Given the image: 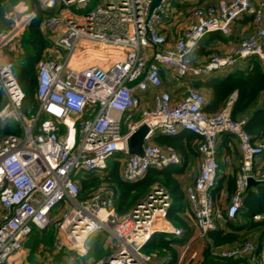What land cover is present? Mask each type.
Returning a JSON list of instances; mask_svg holds the SVG:
<instances>
[{
	"label": "built area",
	"instance_id": "1",
	"mask_svg": "<svg viewBox=\"0 0 264 264\" xmlns=\"http://www.w3.org/2000/svg\"><path fill=\"white\" fill-rule=\"evenodd\" d=\"M38 1L53 13L46 26L56 38L37 65L39 109L30 119L22 111L25 92L15 75L17 59L0 63V98L6 100L0 121L15 122L22 130L21 135L0 140V264H26L24 245L34 229L44 231L53 223L54 255L75 252L67 264H84L88 241L101 232L115 240L114 251L95 264H153L154 257L144 252L153 236H183V230L168 219L173 201L167 192L155 187L146 200L120 215L115 193L104 183L81 202L77 177L103 175L108 162L119 154L124 155L122 178L131 184L143 180L150 170L179 167L181 159L174 149L154 143L157 135L190 132L200 137V173L185 192L186 215L195 220L201 239L224 220L214 196L222 174L217 150L222 135L234 138L240 170L227 209L233 217L241 208L248 180L264 182V170L256 167L264 156V142H252L244 128L246 119L232 118L234 96L223 111L207 115L206 97L185 82L233 69L253 57L264 65V3L222 0L192 9L188 26L170 44L159 28L174 0H163L151 17L152 0H103L86 15L70 9L92 0ZM246 16L253 18L254 25L248 37L203 64L195 63L194 52L204 38L213 33L230 36L236 22ZM34 17L24 2L6 12L4 20L10 27L0 32V56L5 50L16 57L22 52L21 37ZM162 68L174 85L185 89L182 99L174 101L165 88ZM150 91L154 92L151 110L142 107L140 98ZM144 125L148 128L144 155H132L128 141ZM223 162L229 165L231 160L224 157ZM221 199H228L225 191ZM59 208L61 213L53 217ZM214 256L232 260L250 256L253 264H264V241L258 252L247 242L221 248ZM42 263L52 264L47 259Z\"/></svg>",
	"mask_w": 264,
	"mask_h": 264
},
{
	"label": "trees",
	"instance_id": "2",
	"mask_svg": "<svg viewBox=\"0 0 264 264\" xmlns=\"http://www.w3.org/2000/svg\"><path fill=\"white\" fill-rule=\"evenodd\" d=\"M7 2L9 3V11L17 4L24 2L29 7V11L35 15L21 37L20 46L22 52L17 56L15 64L16 78L25 92V101L22 109L23 115L25 118L30 119L33 115H36L39 109L36 82L37 65L39 61L44 59L47 50L52 46L48 34L43 30V26L47 22L48 17L53 15V13L46 11L38 0H7ZM214 4V0H200L196 4H193V2L185 3L184 5L176 3V7L180 11H185L184 13L186 14L185 8H189L188 11H190L197 7H209ZM237 23L241 29L244 26H250V28L254 26L251 16H246L238 20ZM9 27L10 24L8 22H0V32L8 30ZM230 36H224L221 33L208 35L199 43L194 52V57L207 56L209 58L215 55L212 51H207L206 46L210 45L209 43L203 45L209 37L226 42ZM242 62L246 63V70L244 71H231L233 68L215 72L208 78H191L188 86L206 97L207 103L204 107V112L207 115H215L223 111L234 96L235 99L231 109L232 118L234 120L246 119L244 128L252 138V142H264V65L260 59L255 57ZM162 75L164 80H166L169 77V72L165 68H162ZM5 105L6 100L4 97H1L0 111ZM134 119L139 121L141 117L136 115ZM21 134L22 130L19 124L15 122L3 123L0 121V140L11 135ZM199 141L200 137L190 132H182L178 136L157 135L154 139L156 145L174 149L181 159V165L184 164L185 166H192L193 161L197 159H200L201 162L200 154L197 151ZM235 143L231 135L224 134L220 137L217 150L220 166L223 156L234 155L236 158V149L233 152ZM122 158L119 156L114 157L111 168H109L108 162L107 169L103 175H87L79 180L80 201L84 202L87 200L93 191L104 183L114 191L117 211L120 215H124L146 200L155 187L165 190L173 201L168 219L175 227L183 230L182 239L157 234L147 243L144 252L152 256H163L162 258L166 256L170 260L167 264H176L181 254V247H184L191 237L186 215L189 203L186 198V192L183 190L182 183L179 180L184 173V169L180 168V165L179 167L163 171L150 170L143 180L131 184L122 178L124 166ZM239 170V167L234 166L232 174L220 176L218 180L217 188L214 190L216 202L217 204L219 202L228 203V205L224 211V220L221 222L219 228L209 232L202 239L204 248L201 254V264H239L244 258L250 259V256L237 260L214 256L217 250L224 247L241 246L247 242H251L255 246L256 252L261 250L264 241V220L258 221L256 218L259 216L264 217V184L246 190L243 195L241 208L233 217L228 216L227 209L230 206V198L236 191ZM223 191L228 194L226 201L221 199ZM61 211L62 208L56 210L53 213V217H57ZM38 231L40 233L38 235L44 233L43 240L37 237L34 245L37 246L40 241L44 242V245L49 247V254L56 257L54 255V239L57 232L55 223L44 231ZM257 232H260V235L257 240L258 242L254 243L250 241L249 237L251 234ZM109 238L111 236L104 232L93 236L88 241V258H93L95 262H98L104 256H109L111 251L105 247ZM60 261L57 259L55 262L61 264Z\"/></svg>",
	"mask_w": 264,
	"mask_h": 264
},
{
	"label": "crops",
	"instance_id": "3",
	"mask_svg": "<svg viewBox=\"0 0 264 264\" xmlns=\"http://www.w3.org/2000/svg\"><path fill=\"white\" fill-rule=\"evenodd\" d=\"M2 1L4 2V0H2ZM199 1L200 0H193V4H196ZM220 1H222V0H214V2H215L214 5H217ZM176 3H178L179 5H184L185 4V2H182L180 0H174L172 10L170 11V13L167 16V18L165 19V21L163 22L162 26L159 28V33L162 34V35L167 36L169 38V43L170 44H174L176 39L179 38L182 35V33L184 32V30L186 29V27L188 26V24L190 22V11H187V14H185L183 11H180L178 7H176ZM253 3H254L255 6H257L258 4L264 3V0H253ZM1 21H5L4 17L0 20V22ZM43 30H44L45 33L48 34L49 40H50L51 44H53V42H54V40L56 38V35H54L53 33H51L47 29L46 23L43 26ZM250 31L252 33V31H253L252 27L250 28V26H244L241 29L239 27L238 23L236 22V24L234 25V27L232 29L231 36L228 38V40L226 42H222V41H218V40H215V39H211L209 37L206 40V42L203 43V45L204 44L207 45L209 43L210 45L206 46L208 52L212 51V53H215V54H222V53H224L227 50V48L230 45L238 44L243 39L248 37V35L251 34ZM14 48H18V46L14 47ZM20 48H21V46H20ZM204 48H205V46H204ZM13 58L17 59L16 55H14V53H12L9 50H5V51H3V54L0 56V63L8 62V61L12 60ZM207 59H208L207 56H195L194 57V61H195V63L197 65L198 64H203ZM235 70H242V71L246 70V63H243L242 61L238 62L237 65L234 67V69L231 70V71H235ZM164 83H165V88L169 92H171V94H172V96L174 98V101L180 100V99H182L184 97L185 89L174 85L171 82V80L169 79V77L166 79V82L164 80ZM180 90H182V91L180 92ZM153 93H154L153 91H150L148 93L140 95L143 108L149 109V110H151L153 108ZM234 145H235V147L233 149V152L236 149V153H237L236 157L239 159L240 158V152H239V149H238L237 142ZM227 157H229L230 160L232 158V160L234 162V160H235V156L234 155L233 156H227ZM223 159H224V156L221 158V168H222L221 177L227 175L228 170H229V166L232 163V161H231V163L229 165H225L224 162H223ZM256 167L258 169L264 170V156H261L258 159ZM180 168L184 169V173L179 178V180L182 183L183 190L186 191L187 187L192 186L195 183V181L198 178V176H199V173H200V159L194 160L192 166H190V165L185 166L184 164H182L180 166ZM187 223L190 226V231L189 232H193L191 234L193 236V238H190L189 241H187L185 243V245H186L189 242L187 244L188 247H189L192 244V242L193 243L194 242H199L201 240V238H200L199 229H198V227L196 225L195 220L193 218H191L190 216H187ZM259 235H260V232H257L255 234H251L249 239L252 242L257 243ZM113 241H115V240L111 237V238H109L107 240V242L105 244V247H107L108 250H110V251L114 249V244L115 243L112 244ZM201 242L203 243V241H201ZM201 247L204 248V245L201 246ZM182 249H184V247H181L180 251H182ZM202 251L200 252V257H201ZM196 255L197 254H194L193 257H195ZM180 258H181V254H180L179 260L177 261V264L180 263ZM162 259H167L166 263H164V264H167L168 262H170V260L166 256L164 258H162ZM89 260H90L89 264H93V263L95 264L96 263L93 258H89ZM200 262H202V258H201ZM239 264H253V262H252L251 258L250 259L249 258H244V259L241 260V262H239Z\"/></svg>",
	"mask_w": 264,
	"mask_h": 264
},
{
	"label": "rangeland",
	"instance_id": "4",
	"mask_svg": "<svg viewBox=\"0 0 264 264\" xmlns=\"http://www.w3.org/2000/svg\"><path fill=\"white\" fill-rule=\"evenodd\" d=\"M0 1H1L0 2V20H1L4 17V15L6 14V12L9 11V7H8L9 3L7 2V0H4V2L2 0H0ZM103 3H104L103 0H99V1L98 0H92L85 7L81 8V7H78V6H72L70 10L74 14L86 15V14L94 11L98 7V5H101ZM172 8H173V3H171L169 5V9L172 10ZM185 9H186V12H187L189 8H185ZM2 53H3V51H2ZM190 80H191V78L187 79V81L185 83H187V85H189V81ZM165 82H166V80H165ZM181 91L182 90H180V92ZM117 156H119L120 158L124 157L123 154H119ZM113 161H114V158L109 161V168L112 167ZM231 161H232V163L229 166V170H228L227 175L232 174L234 166L239 167L240 158L238 159L236 157L234 162H233V160L231 158ZM83 176L84 175H79L77 177V179L81 180L83 178ZM85 176H87V175H85ZM227 205H228V203H221V202L218 203V207L220 209H222L223 212L225 211ZM190 233L192 234L193 232H190ZM38 234H40L39 231L34 229V233L31 235L29 241L24 245V250L26 252V255H25V258H24V262L26 264H43L42 260L44 261L46 259L50 260V262L52 264H58V262H55L57 259L61 260L60 261L61 264H67L68 263V258L71 257V256H75V252L71 250V251H68V252H66L64 254L56 255V257H53L51 255L52 260H51V258L48 259L49 247H46L44 245V242H42V241H40L37 246L34 245L35 244V240L37 239V237H39L41 240H43L44 233L41 234V235H38ZM190 238H193V236L191 235ZM201 241H203V240L201 239L199 242H194V243L192 242V244L189 247L187 245L189 242L186 245H184V249L185 250L182 249V251H181V258H180V263L179 264H200L201 263L200 262L201 261L200 252L203 250V247H201V246L204 245V242L202 243ZM113 243H115V241H113L112 244ZM112 251H114V249L111 250V253H112ZM46 254H47V256H46ZM194 254H197V255L195 257H193ZM106 257H109V256H104L102 259H104ZM153 257H154L153 264H164V263H166L167 259H162L163 256H158V255L155 256L154 255ZM89 261L90 260H89L88 257L83 259L84 264H89Z\"/></svg>",
	"mask_w": 264,
	"mask_h": 264
},
{
	"label": "water",
	"instance_id": "5",
	"mask_svg": "<svg viewBox=\"0 0 264 264\" xmlns=\"http://www.w3.org/2000/svg\"><path fill=\"white\" fill-rule=\"evenodd\" d=\"M163 2V0H152L150 10H149V17L152 16L154 11L160 6V4ZM148 134V128L147 126H141L129 139L128 141V150L129 153L136 156H143L144 155V145H145V138ZM264 182L262 181H256L253 178H250L247 182V189L262 185Z\"/></svg>",
	"mask_w": 264,
	"mask_h": 264
}]
</instances>
